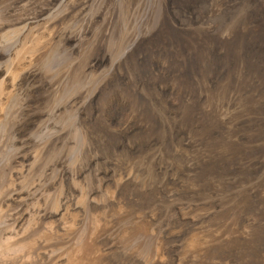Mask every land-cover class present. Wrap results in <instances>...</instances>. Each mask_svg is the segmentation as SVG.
Listing matches in <instances>:
<instances>
[{"label":"rangeland","instance_id":"1","mask_svg":"<svg viewBox=\"0 0 264 264\" xmlns=\"http://www.w3.org/2000/svg\"><path fill=\"white\" fill-rule=\"evenodd\" d=\"M262 253L264 0H0V264Z\"/></svg>","mask_w":264,"mask_h":264},{"label":"bare ground","instance_id":"2","mask_svg":"<svg viewBox=\"0 0 264 264\" xmlns=\"http://www.w3.org/2000/svg\"><path fill=\"white\" fill-rule=\"evenodd\" d=\"M127 93H128V92H127ZM152 108H153V110H154L155 106L152 107ZM156 108H157V107H156ZM134 109H135V108H134ZM132 110H133V109H132ZM132 110H131V111H132ZM157 110H158V109H157ZM156 113H157V112H156ZM157 115H159V117H160L162 120H165V119L167 118L166 115H165V113H164L162 110L159 111V114L157 113ZM131 117H132V116H131ZM146 117H147V116H146ZM162 122H164V121H162ZM166 122H167V121H166ZM164 123H165V122H164ZM84 127H85V126H84ZM83 133H84V132H83ZM91 134H92V133H91ZM159 150H160V149H159ZM159 150H158V151H159ZM129 163H130V162H129ZM132 163H133V162H132ZM134 163H135V162H134ZM130 166L132 167V164L129 165V167H130ZM134 167H135V166H133V168H134ZM135 168H136V167H135ZM135 168H134V169H135ZM44 169H45V168H44ZM134 169H132V170H134ZM137 169H138V168H137ZM129 170H130V168H129ZM124 171H125V170H124ZM141 171H142V170H141ZM129 172H130V171H129ZM131 172H132V171H131ZM139 172H140V171H139ZM144 173H145V172H144ZM127 174H128V173H127ZM125 176H126V175H125ZM131 178H132V177H131ZM146 181H147V180H146ZM143 183H144V182H143ZM154 183H155V182H154ZM137 186H138V185H137ZM142 189H143V188H142ZM80 192H81V191H80ZM81 194H82V193H81ZM205 194H206V193H205ZM109 195H110V194H109ZM85 196H86V195H85ZM111 196H112V195H111ZM206 196H207V195H206ZM82 197H83V196H82ZM101 197H102V196H101ZM108 197H109V196H108ZM108 197H107V198H108ZM110 198H111V197H110ZM111 200H112V199H111ZM188 200H189V199H188ZM118 201H119V200H118ZM114 203H115V201H114ZM54 204H55V203H54ZM116 204H117V200H116ZM116 204H115V205H116ZM234 204H235V203H234ZM57 205H58V204H57ZM113 205H114V204H113ZM119 205H120V204L117 205V206H118V208H117L118 210H120ZM235 205H236V204H235ZM110 206H112V205H110ZM130 206H131V205H130ZM154 206H155V205H154ZM113 207H114V206H113ZM146 207H147V206H146ZM151 207H152V206H151ZM100 208H101V207H100ZM121 208H122V205H121ZM141 208H142V206H141ZM141 208H140V209H141ZM202 208H203V207H202ZM65 209H66V208H65ZM145 209H146V208H145ZM145 209L143 210V212H140V214H141V213L144 214V213L146 212V210H147V209H146V210H145ZM148 209H149V208H148ZM151 209H153V211H154V208H153V207H152ZM157 209H159V208H157ZM103 210H104V209H103ZM103 210L101 211V214H102ZM107 210H108V209H107ZM109 210H110V209H109ZM111 210H113V209L111 208ZM131 210H132V208H131ZM136 210H137V209H136ZM121 211H122V209H121ZM124 211H125V210L123 209L122 212H124ZM137 211H138V210H137ZM137 211H136V213H137ZM140 211H141V210H140ZM147 211L149 212V214H147L148 212L146 213L147 217H148V215L150 216V214L152 215L153 212L151 211V213H150V209L147 210ZM164 211H165V210H164ZM98 212H99V211H98ZM105 212H106V210H105ZM105 212H104V213H105ZM114 212H115V211H114ZM118 212H120V211H118ZM118 212H117L116 214L118 215L117 217H118V219H119V217H121V215L119 216ZM205 212H206V211H205ZM94 213H95V212H94ZM132 213H133V211H132ZM136 213H135V214H136ZM42 214H43V213H42ZM105 214H108V213H105ZM125 214H126V213H125ZM129 214H130V213H129ZM135 214H134V215H135ZM35 215H36V214H35ZM91 215H92V214H91ZM126 215H127V214H126ZM137 215H139V214H137ZM137 215H135V217H136ZM75 216H76V215H75ZM89 216H90V215H89ZM96 216L99 217V215H95V217H96ZM113 216L115 217V215H113ZM113 216H112V217H113ZM140 216L142 217L143 215H140ZM140 216H137V217L140 218ZM204 216H205V218H207V219L210 218V217H209L210 215L208 214V212H207L206 214H204ZM223 216H224V215H223ZM223 216L220 217V218H218L217 220L214 219V220H215L216 222H218L219 225H220L219 228H217L215 231H213V228H208V229H206V228H203V227H204V226H203V227H201V231L197 228V229L200 231V233H202V234L199 233L198 236H197V235H196V236H195V235H193V236L190 235V236H192V238H191L192 240H191V243H189V246H190V247H191V246H192V247H195V246L197 245V246L199 247L200 251L196 249L197 247L195 248V249L197 250V252L199 251V252H198V253H199L198 256H199L201 253H202L201 255H203V256L207 253L206 256H205V259H203V260H202V258L200 259V257H198L197 254H196V256L198 257V259L202 260V262L205 260L206 263H215V261H214L213 259H216V258H217V257H215L217 254H216L215 256L213 255V253H215V252H214L215 249L213 248V244H215V245L217 244V247H218L219 245H222V240H223L225 237L230 238L229 235H230V233H231V231H232L231 229H236V228H237V224H236L237 221H236V216H235V215L228 216V217L225 218V219H224ZM98 217H97V221H98ZM122 217H124V214H123ZM132 217L135 218L134 216H132ZM143 217L146 218V216H143ZM152 217H153V216H152ZM180 217H181V216H180ZM186 217H187V216H186ZM202 217H203V216H202ZM60 218H61V217H60ZM106 218H107V217H106ZM129 218H131V217H129ZM149 218H150V217H149ZM149 218H148V219H149ZM199 218H200V217H199ZM205 218H204V219H205ZM24 219H25V218H24ZM92 219H95V218H94V217L91 218L90 221H92ZM99 219H100V218H99ZM141 219H142V218H141ZM177 219H178V218H177ZM194 219H195V218H194ZM122 220H123V219H122ZM126 220H127V219H126ZM144 220H145V219H142V221H144ZM151 220H152V219H151ZM187 220H188V219H187ZM64 221H65V220H64ZM85 221H87V220H85ZM97 221H96V222H97ZM112 221H114V220H112ZM128 221H129V220H128ZM142 221H141L140 223H142ZM163 221H164V220H163ZM182 221H183V220H182ZM192 221H193V220H192ZM200 221H201V220H200ZM92 222H94V221H92ZM96 222H95V223H96ZM101 222L103 223V221L100 220V224H101ZM104 222H105V221H104ZM216 222L214 223V225L216 224ZM23 223H24V222H23ZM66 223H67V222H66ZM88 223H89V222H88ZM95 223H94V224H95ZM97 223H98V222H97ZM97 223H96V224H97ZM123 223H124V222H123ZM135 223H136V222H135ZM146 223H147V222H146ZM150 223H152V222H150ZM177 223H178V221H177ZM181 223H182V222H181ZM184 223H185V222H184ZM187 223H188V222H187ZM203 223H204V222H203ZM211 223H212V222H211ZM73 224H74V223H73ZM103 224H104V223H103ZM105 224H106V222H105ZM105 224H104V225H105ZM130 224H131V223H130ZM172 224H173V223H172ZM179 224H180V223H179ZM182 224H183V223H182ZM209 224H210V223H209ZM98 225H99V223H98ZM110 225H112V223H111ZM110 225H107V224H106V226H109V227H110ZM139 225H140V224H139ZM139 225H138V226H139ZM153 225H154V224H153ZM183 225H184V224H183ZM91 226H92V223H91ZM106 226H105V230H106ZM133 226H134V225H133ZM138 226H137V227H138ZM154 226H155V225H154ZM165 226H166V225H165ZM208 226H209V225H208ZM211 226H212V225H211ZM216 226H217V225H216ZM24 227H25V226H24ZM82 227H83V226H82ZM85 227H86V226H85ZM93 227H96V226L94 225ZM109 227H108V228H109ZM140 227H141V226H139V228H140ZM151 227H153V226H151ZM156 227H157V226H156ZM161 227H162V226H161ZM170 227L172 228V226H170ZM170 227H169V228H170ZM177 227H178V226H177ZM183 227H184V226H183ZM183 227L179 225V231L182 230ZM99 228L101 229L102 227H99ZM110 228H112V226H111ZM114 228H115V227H114ZM167 228H168V226H167ZM169 228H168V229H169ZM184 228H185V227H184ZM194 228H195V227H194ZM239 228H240V227H239ZM37 229H38V228H37ZM96 229H97V228H96ZM116 229H117V228H116ZM146 229L149 230V227L146 228ZM150 229H151V228H150ZM152 229H153V228H152ZM160 229H161V228H160ZM185 229H186V228H185ZM92 230H94V229H92ZM92 230H91V231H92ZM105 230H104V231H105ZM112 230H113V229H112ZM130 230H131V229H130ZM154 230H155V229H154ZM163 230H164V229H163ZM172 230H173V229H172ZM190 230H191V229H190ZM236 230H237V229H236ZM73 231H74V230H73ZM88 231H89V230H88ZM91 231H90V232H91ZM96 231H97V230H96ZM98 231H99V230H98ZM101 231H102V230H101ZM104 231H102V232H104ZM149 231L152 232V230H149ZM184 231H185V230H184ZM184 231H183V232H184ZM199 231H198V232H199ZM65 232H66V231H65ZM65 232H64V233H65ZM102 232H100V236H101V233H102ZM140 232H141V231H140ZM151 232H149V233H151ZM154 232H155V231H154ZM156 232H157V231H156ZM160 232L162 233V231H159V234H160ZM173 232H174V231H173ZM175 232H176V231H175ZM177 232H178V231H177ZM186 232H187V231H186ZM88 233H89V232H88ZM95 233H98V232H95ZM143 233H144V232H143ZM149 233H148V234H149ZM191 233H192V232H191ZM234 233H235V231H234ZM240 233H241V232H240ZM91 234H94V232H92ZM118 234H119V233H118ZM120 234H121V233H120ZM156 234H157V233H156ZM167 234H169V233H167ZM170 234H171V233H170ZM195 234H196V232H195ZM231 234H232V233H231ZM152 235H153V234H152ZM201 235H202V236H201ZM67 236H68V235H67ZM70 236H71V235H70ZM93 236H94V235H93ZM93 236H92V237H93ZM96 236H98V235H96ZM96 236H95V237H96ZM153 236H154V235H153ZM231 236H232V235H231ZM233 236H234V235H233ZM245 236H246V235H245ZM245 236H244V237H245ZM86 237H87V236H86ZM98 237H99V236H98ZM98 237H97V238H98ZM157 237H160V238H161V236H157ZM188 237H189V236H188ZM198 237L201 238V239H199ZM77 238H78V237H77ZM79 238H80V237H79ZM93 238H94V237H93ZM93 238H92V239H93ZM111 238H112V237H111ZM118 238H119V237H118ZM124 238H125V237H124ZM145 238H147V237H145ZM227 238H225V240H227ZM55 239H56V238H55ZM58 239H59V238H58ZM157 239L159 240V238H157ZM19 240H20V239H19ZM145 240H146V239H145ZM150 240H151V238H150ZM189 240H190V237H189ZM231 240H232V239H231ZM241 240H242V239H241ZM90 241H92V240L90 239ZM95 241H96V240H95ZM121 241H122V240H121ZM127 241H128V240H127ZM161 241H162V239H161ZM227 241H229V240H227ZM52 242H53V241H52ZM93 242H94V241H93ZM153 242H155V241H153ZM156 242H157V241H156ZM162 242H163V241H162ZM229 242H230V241H229ZM229 242H228V243H229ZM235 242H236V241H235ZM69 243H70V242H69ZM78 243H79V242H78ZM94 243H95L94 246H93L92 244H91V246L95 247L96 242H94ZM112 243H113V242H112ZM228 243H227V244H228ZM79 244H80V243H79ZM79 244H77V245H79ZM86 244H88V243H86ZM97 244H98V243H97ZM157 244H158V242H157ZM160 244H161V243H160ZM224 244H225V243H224ZM227 244H226V245H227ZM233 244H234V243H233ZM233 244H232V245H233ZM62 245H63V244H62ZM211 245H212V246H211ZM235 245H236V244H235ZM235 245H233L231 248H233ZM79 246H81V245H79ZM91 246H90V247H91ZM228 246H229V245H228ZM230 246H231V245H230ZM230 246H229V247H230ZM237 246H238V245H237ZM9 247H10V246H9ZM106 247H107V246H106ZM211 247H212L214 250L212 249V251H211ZM214 247H215V246H214ZM223 247H224V246H223ZM96 248H97V247H95V249H96ZM155 248H156V247H155ZM158 248H159V247H158ZM160 248H161V247H160ZM164 248H165V247H164ZM218 248H219V247H218ZM225 248H226V247H225ZM235 248H236V247H235ZM65 249H66V248H65ZM68 249H69V248H68ZM91 249H92V248H91ZM240 249H241V248H239V250H240ZM243 249H244V248H243ZM243 249H242V250H243ZM2 250H3V249H2ZM27 250H28V249H27ZM73 250H74V249H73ZM76 250H78V249H76ZM86 250H87V249H86ZM99 250H100V249H99ZM104 250H105V249H104ZM157 250H159V249H157ZM162 250H163V248H162ZM162 250H161V251H162ZM237 250H238V249H237ZM244 250H245V249H244ZM6 251H7V250H6ZM16 251H17V250H16ZM96 251H97V250H96ZM96 251H95V252H96ZM191 251H195V250L192 249ZM69 252H70V251H69ZM72 252H73V251H72ZM93 252H94V251H93ZM155 252H157V251H155ZM158 252H159V251H158ZM158 252H157V253H158ZM162 252H163V251H162ZM197 252L195 251V252H192V253H197ZM77 253L79 254V252H77ZM100 253H101V252H100ZM120 253H121V252H120ZM75 254H76V253H75ZM89 254H90V253H89ZM155 254H156V253H155ZM187 254H188V253H187ZM262 254H263V253H262ZM4 255H5V254H4ZM85 255H86V253H85ZM93 255H94V254H93ZM95 255H96V253H95ZM97 255H98V254H97ZM100 255H101V254H100ZM123 255H124V254H123ZM158 255H159V254H158ZM158 255H157V256H158ZM194 255H195V254H194ZM194 255H193V258L196 257V256H194ZM218 255H219V254H218ZM218 255H217V256H218ZM258 255H259V254H258ZM263 255H264V254H263ZM64 256H65V255H64ZM73 256H74V255H73ZM76 256H77V255H76ZM79 256H80V254H79ZM87 256H88V255H87ZM121 256H122V255H121ZM149 256H150V255H149ZM151 256H152V255H151ZM187 256H188V255H187ZM83 257H84V256H83ZM107 257H108V256H107ZM158 257H159V256H158ZM161 257H162V256H161ZM191 257H192V255H191ZM197 257H196V258H197ZM80 258H81V257H80ZM98 258H99V257H98ZM117 258H118V257H117ZM121 258H122V257H121ZM127 258H128V257H127ZM129 258H130V256H129ZM132 258H133V257H132ZM143 258H144V257H143ZM146 258H147V257H146ZM148 258H150V257H148ZM148 258H147V260H148ZM193 258H192V259H193ZM203 258H204V257H203ZM257 258H259V257H257ZM52 259H53V258H52ZM57 259H58V258H57ZM68 259H69V258H68ZM81 259H83V258H81ZM91 259H92V258H91ZM152 259H155V255H154V257H152ZM152 259H151V260H152ZM158 259H159V258H158ZM190 259H191V258H190ZM238 259H239V258H238ZM261 259H263V258L261 257ZM83 260H84V259H83ZM100 260H101V259H100ZM143 260H144V259H143ZM143 260H142V261H143ZM162 260H163V259H162ZM162 260H161V261H162ZM188 260H189V259H188ZM200 260H199V261H200ZM239 260H240V259H239ZM46 261H47V260H46ZM65 261H66V260H65ZM65 261H64V262H65ZM74 261H75V260H74ZM78 261H80V260H78ZM78 261L76 260V263H78ZM107 261H108V260H107ZM153 261H154V260H153ZM161 261H160V262H161ZM184 261H185V260H184ZM217 261H219V263H220V260H217ZM217 261H216V263H217ZM226 261H227V260H226ZM256 261H257V260H256ZM260 261H261V260H260ZM260 261H259L258 263H260ZM70 262H71V261H70ZM81 262H82V261H81ZM102 262H103V260H102ZM155 262L157 263L158 261L155 260ZM155 262H153V263H155ZM73 263H74V262H73ZM83 263H84V262H83ZM95 263H96V262H95ZM146 263H147V262H146ZM196 263H197V262H196ZM203 263H204V262H203ZM221 263H222V262H221ZM200 264H201V263H200ZM261 264H262V263H261Z\"/></svg>","mask_w":264,"mask_h":264}]
</instances>
